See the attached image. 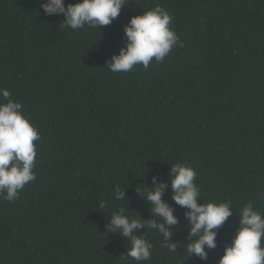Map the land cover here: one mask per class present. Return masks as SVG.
I'll use <instances>...</instances> for the list:
<instances>
[{
    "label": "trees",
    "instance_id": "obj_1",
    "mask_svg": "<svg viewBox=\"0 0 264 264\" xmlns=\"http://www.w3.org/2000/svg\"><path fill=\"white\" fill-rule=\"evenodd\" d=\"M41 2L0 0V89L40 134L36 179L14 201L0 196V264H138L125 255L130 241L107 228L121 208L130 222H163L145 198L160 184L179 222L166 225L165 245L157 230H138L152 244L139 264H219L243 206L264 213V0H125L110 25L76 30ZM157 5L183 47L147 69L111 71L130 19ZM175 164L196 171L199 204L234 207L207 260L187 252Z\"/></svg>",
    "mask_w": 264,
    "mask_h": 264
},
{
    "label": "clouds",
    "instance_id": "obj_2",
    "mask_svg": "<svg viewBox=\"0 0 264 264\" xmlns=\"http://www.w3.org/2000/svg\"><path fill=\"white\" fill-rule=\"evenodd\" d=\"M39 2V0H38ZM128 4V3H127ZM125 0H81L76 4L65 6V0H47L41 2L40 7L45 15H63L62 27L73 30L82 29L86 25L99 28L110 25L119 17L126 5ZM173 17L169 12L157 5L143 15L133 16L125 27L127 37L126 47L120 50L119 55L113 56L107 67L113 72H128L136 65H143L147 69L155 58L161 63L170 54L175 46L183 47V43L175 31L170 27ZM0 97L7 103H0V196L7 201L18 198L19 192L29 182L36 179L33 171L37 158L35 141L40 139L38 129L31 123L23 112V105L11 99L7 89H0ZM196 171L188 165L175 164L171 166V187L173 201L189 209L185 213L190 222V237L192 243L187 245V252L191 256H198L207 260L205 248L217 247V232L233 214L232 203H204L199 204L200 189L194 183ZM153 183L156 178L153 177ZM166 187L160 184L155 191L146 192V200L152 206L156 219L143 222L133 219L131 222L124 214L123 208L112 214L107 230H119L120 235L130 241L126 256L142 262L151 258L152 244L138 235L141 228L155 229L165 242L170 240L173 233L166 228L178 224L173 209L163 201V190ZM117 200L125 198L124 193L115 194ZM105 204L102 202L101 207ZM240 221L231 245L224 249V255L219 264H264V213L254 209L252 203H247L239 212ZM169 251H176V244L167 245Z\"/></svg>",
    "mask_w": 264,
    "mask_h": 264
}]
</instances>
